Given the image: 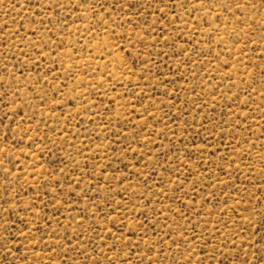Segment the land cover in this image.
Segmentation results:
<instances>
[{"label": "rangeland", "instance_id": "obj_1", "mask_svg": "<svg viewBox=\"0 0 264 264\" xmlns=\"http://www.w3.org/2000/svg\"><path fill=\"white\" fill-rule=\"evenodd\" d=\"M0 264H264V0H0Z\"/></svg>", "mask_w": 264, "mask_h": 264}]
</instances>
